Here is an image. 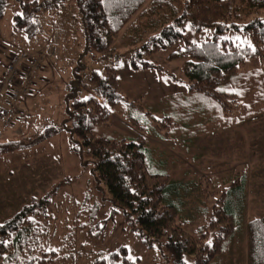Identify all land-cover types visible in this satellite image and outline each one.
I'll return each instance as SVG.
<instances>
[{"label":"trees","instance_id":"1","mask_svg":"<svg viewBox=\"0 0 264 264\" xmlns=\"http://www.w3.org/2000/svg\"><path fill=\"white\" fill-rule=\"evenodd\" d=\"M15 1L20 11H14L13 25L32 35L39 27L37 12L46 7L58 12L65 0ZM68 1L72 2L73 9L75 3L82 28L83 50L77 62L85 56L90 60L98 57L97 61L103 65L102 72L88 73L92 93L86 98L73 99L62 121L69 124L65 127L70 137L69 149L77 157L79 166L86 167L90 163L94 181L105 188L112 210L120 213L144 247L153 248L155 243L164 246L170 254V264H186L184 255L192 257V264H210L221 253L228 252L232 239L243 237L247 264H264V216L245 219L246 173H235L223 189L215 192L205 183L210 181L207 176L192 179L195 172L177 169L167 150L166 154L158 152L143 136L151 132L150 137L167 144L180 138L197 146L198 142L191 137L207 134L202 124L192 128L188 121L178 123L177 127L183 124L188 130L191 126L190 136L173 134L175 140L167 141L162 136L164 130L153 134V126L142 115L135 112L137 115L133 116L129 112V124L139 131L135 137L108 139L92 132L96 125H107L110 109L123 101L113 66L115 57L111 54L116 48H123L131 68L138 70L160 72L149 56L162 49L169 50L167 61L180 60V81L183 80L184 90L203 97L197 98L201 108L182 105L186 108L184 114L192 116L202 109L212 112L210 119L214 125H210L209 137L223 126L227 128L239 122L233 121L230 104L245 98L252 87L257 88L253 96L264 100V0ZM7 5V0H0V18ZM144 28L147 29L144 31ZM186 28L196 33L208 28L211 35L204 33L192 39L185 35ZM231 28L242 31L250 41L239 43L221 36ZM117 33L121 37L114 45ZM170 78L176 81L175 77ZM142 113L147 118L150 116L146 110ZM242 116L237 120L246 118L245 114ZM156 119L152 121L156 123ZM58 130L50 126L34 136L0 142V155L29 147ZM83 154L89 159L82 160ZM194 181L199 187L190 189ZM197 189L199 192L192 193ZM215 193L218 195L207 206L205 196H215ZM34 205L32 203L28 209L36 212L38 204ZM28 209L16 212L0 224V264H52L57 260L55 248L48 249L51 247L44 242L48 233L46 227L26 216ZM196 215H200L201 222L189 230L187 220L193 225ZM89 264H136V260L128 259L127 249L119 246Z\"/></svg>","mask_w":264,"mask_h":264},{"label":"rangeland","instance_id":"2","mask_svg":"<svg viewBox=\"0 0 264 264\" xmlns=\"http://www.w3.org/2000/svg\"><path fill=\"white\" fill-rule=\"evenodd\" d=\"M7 1L5 13L0 18V37L2 35L11 37L10 32L16 30L14 35L17 34L21 41L16 43L19 47L11 46L7 55L16 52L26 53L27 46L35 48L44 36L52 37V46L55 48L54 54L49 56L50 48L42 53L40 69L36 74L41 87L28 97L33 108L28 107L27 110L21 107L24 125L22 124V129L21 125L16 127L20 132L27 134L21 137L37 135L50 126L59 130L51 135L54 137L49 136L51 138L41 140L29 146L28 150H23L27 152L26 154L13 150V153L8 152L10 154L3 153L4 160L0 157V224L16 212L31 208V204L35 203L38 204L36 207L34 205L38 211L28 209L25 215L46 227L48 233L44 237V242L51 247L48 249L55 248V254L58 255L52 264H89L94 258L105 255L119 246L127 249L128 257L136 260V264H170L171 257L164 246L155 243L153 248H146L141 244L131 231L132 227L126 224L120 213L116 214L112 210L105 188L94 181L90 163L81 168L77 157L67 148L70 137L65 127H69V124L62 122L66 117V109L73 99L86 98L92 93L93 84L88 81V73L92 70L102 72L103 66L97 61V55L96 60H90L89 56H85L77 62L79 52L83 50V36L79 25V11L75 3L74 9L71 7L72 2L65 0L58 12L48 7L38 11L36 19L39 27L29 35L13 25L12 15L14 11L20 9L15 0ZM59 18L62 19V29L57 24L54 26ZM146 29L144 28V31ZM210 30L203 28L196 33L186 28L185 35L192 39L203 36L204 33L210 36ZM221 36L239 43L250 41L246 34L236 28L225 30ZM221 36L219 34V37ZM120 37V33L115 35L114 45H117ZM4 48L3 40L0 38L2 64L7 57ZM123 50L116 48L111 53L115 57L116 62L113 66L116 69L123 101L110 109L107 125L93 127V134L108 139L135 137L139 131L129 124L127 118L129 112L133 116L137 115L135 112L142 115L149 125L153 126V134L164 130L167 136H164L165 134L162 136L167 141H174L179 134L188 136V127L183 125L187 121L192 125L202 124L207 134L191 137V140L198 142L197 149L192 152L193 155L199 154L198 159L191 164L188 162L184 169L188 168L195 172L192 177L194 180L199 176L201 179L203 174L207 176L210 181L204 182L209 184L213 191L223 189L234 178L235 173L245 172L248 186L245 219L264 216V100L253 96L257 88L252 87L245 98H238L235 103L229 105L232 119L239 121L235 123L239 125L218 130L216 135L209 137L210 125H214L210 119L212 112L207 113L206 109H202L192 116L184 114L186 108H182V105L201 108L197 98L202 96L196 93L191 95L184 90L183 80L180 81L181 61H167L166 54L169 50L162 49L149 56V60L159 67L160 72L153 69L138 70L131 68L128 56ZM169 76L175 77L176 81L172 82ZM176 106L178 110L175 109ZM144 110L149 112L148 118L142 113ZM244 114L246 118L237 120ZM152 118H157L156 123ZM157 123L159 126L155 125ZM178 123L183 124L177 127ZM150 134L151 132H147L143 136L146 135L151 143L157 142ZM16 138L18 137H14L18 140ZM61 140L64 142L61 143ZM51 141L54 143L50 144ZM159 143L157 151L161 153L162 151L165 153V150L170 151L169 155L175 159L180 154L176 151L183 149L178 143L177 147L170 148L167 143L166 146L162 141ZM82 157V160L89 159L85 154ZM185 161L189 159L186 158ZM196 186L198 188L199 184L194 181L190 189ZM201 187L205 188V184ZM195 192L199 190L192 193ZM216 195L218 193H215V196L206 195L204 203H208L209 206ZM195 220L193 225L187 220L186 226L189 230L201 222L200 215H196ZM183 259L186 264L193 263L191 256L184 255ZM214 263L247 264L245 238L232 239L228 252L221 253Z\"/></svg>","mask_w":264,"mask_h":264},{"label":"crops","instance_id":"3","mask_svg":"<svg viewBox=\"0 0 264 264\" xmlns=\"http://www.w3.org/2000/svg\"><path fill=\"white\" fill-rule=\"evenodd\" d=\"M17 4V3H16ZM18 6V5H17ZM79 16V15H78ZM61 21L62 19H58L57 22H55L54 26L57 24L61 27V29L63 28V25L61 24ZM80 24V22H79ZM65 28V27H64ZM17 31L15 30V32H10V35L11 37H6L4 35H2L0 38H1V41L3 40V43H4V51L6 52V55L8 52H10V48L11 46H13V48H17L19 47L16 43L17 42H21L19 37L16 35H14V33H16ZM53 44V39L52 37H49V36H44V38L42 39V41L40 43H38V45H36L35 48H32L30 46H27L26 47V53H24V59L22 61V68L24 70L28 69L32 63V61H36L38 63V69L36 71L33 72V76H32V79H33V83L31 84V86L29 87V90L27 93H23L20 98L15 102V106H16V114L15 116L9 121L8 124H5L4 123V120L2 118V116L0 115V142H7V141H12L14 139V137H18L16 139H20V138H26L28 136H22L21 135H27L26 133H23V132H20L18 129H17V125H21V129L23 127V121H24V118H23V114L22 112H20L21 110V107H25L27 108V110L29 108H33V105L30 101V99L28 98L29 96H31L33 94V92H35L38 88H40V82L38 81V79H36V74L39 72V69H40V61L42 60V56H43V52H47V49H49V54H54L55 52V48L52 46ZM10 49V50H9ZM5 55V57H6ZM3 61H0V77H1V74H2V71H3V65L5 64L6 62V59L4 60V64H2ZM39 78V77H38ZM9 102V91L8 89L5 87L2 92H1V99H0V108L3 109V108H6L7 107V103ZM29 107V108H28ZM1 114V113H0ZM23 124V125H22ZM234 125H239V124H234ZM233 124L232 125H228L227 128H229L230 126H234ZM191 126H193L191 124ZM191 126L189 127V130L191 128ZM226 127V126H225ZM225 127L223 126L221 129H225ZM193 128V127H192ZM191 128V129H192ZM217 128V127H216ZM32 135V134H31ZM61 135V134H59ZM58 135V137H59ZM63 136V135H62ZM51 137H54V136H51ZM51 137H48V138H51ZM145 137L147 138V136L145 135ZM46 138V139H48ZM62 138V137H61ZM44 139V141L46 140ZM148 139V138H147ZM15 140V139H14ZM65 140V139H64ZM155 140L157 142H152L149 141V146L152 147V148H157L158 146H160V139H157L155 138ZM186 139H176L175 142H171L170 144H167V145H170V146H174V147H177L176 143H178L179 146H182L183 149H180L179 151H176V152H180L179 155H177V159H175L174 157L171 156V158L173 159L174 163H176V166H177V169L181 170L183 169L184 170V167L186 165H188L189 163L191 164V162L194 161L195 157H196V154L192 152H194L196 149H197V146L195 144H192L191 142H189L188 144L185 143ZM64 142V141H63ZM62 140H61V143H63ZM163 142V141H162ZM180 142V143H179ZM54 141H51L50 144H53ZM165 146H166V143H164ZM41 148V147H40ZM67 148L69 149V145H68V142H67ZM29 147L27 148H21V149H18V150H15V151H19L18 153L20 154H26L27 152H24L23 150H28ZM39 149V148H38ZM37 149V150H38ZM36 151V150H35ZM151 151V150H150ZM14 151L10 152V153H13ZM184 153V154H181V153ZM8 153V152H7ZM8 153V154H10ZM5 154V153H4ZM4 154H1L0 157H2L1 160H4ZM167 154H170V151H167ZM14 156H17V155H14ZM17 157H20V156H17ZM9 158V157H7ZM188 158L189 161H185V159ZM8 160V159H7ZM189 162V163H188ZM188 167V166H187ZM187 170H189L187 168ZM185 170V172L187 171ZM191 170L188 171V173H191L190 172ZM246 193L248 195V186L246 187ZM248 197V196H247ZM181 219H186V217H181ZM215 260H213L210 264H217V263H214Z\"/></svg>","mask_w":264,"mask_h":264},{"label":"built area","instance_id":"4","mask_svg":"<svg viewBox=\"0 0 264 264\" xmlns=\"http://www.w3.org/2000/svg\"><path fill=\"white\" fill-rule=\"evenodd\" d=\"M22 57L20 53H10L7 56L3 74L0 78V98L2 90L5 87L9 89V102L7 103V107L3 109L0 108V113L5 124H8L15 116L17 112L15 102L27 91L31 84V75L33 71L38 68V63L33 60L30 67L22 71Z\"/></svg>","mask_w":264,"mask_h":264},{"label":"snow or ice","instance_id":"5","mask_svg":"<svg viewBox=\"0 0 264 264\" xmlns=\"http://www.w3.org/2000/svg\"><path fill=\"white\" fill-rule=\"evenodd\" d=\"M237 39H239V37H237ZM249 47L251 48L252 46L249 44ZM253 51H255V49H253ZM223 91V90H221ZM209 244H211V241H209ZM128 259H132L131 257H128Z\"/></svg>","mask_w":264,"mask_h":264},{"label":"bare ground","instance_id":"6","mask_svg":"<svg viewBox=\"0 0 264 264\" xmlns=\"http://www.w3.org/2000/svg\"><path fill=\"white\" fill-rule=\"evenodd\" d=\"M37 69H38V68H37ZM37 69H36V70H37ZM21 70L23 71L24 69L22 68ZM31 84H32V78H31ZM31 84L29 85V87L31 86ZM29 87H28V88H29Z\"/></svg>","mask_w":264,"mask_h":264}]
</instances>
